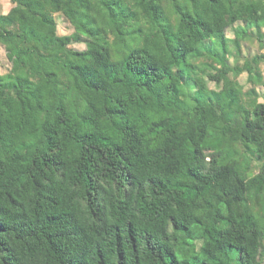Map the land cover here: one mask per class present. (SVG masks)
I'll list each match as a JSON object with an SVG mask.
<instances>
[{"label":"trees","instance_id":"obj_1","mask_svg":"<svg viewBox=\"0 0 264 264\" xmlns=\"http://www.w3.org/2000/svg\"><path fill=\"white\" fill-rule=\"evenodd\" d=\"M11 2L0 264H264V0Z\"/></svg>","mask_w":264,"mask_h":264},{"label":"rangeland","instance_id":"obj_2","mask_svg":"<svg viewBox=\"0 0 264 264\" xmlns=\"http://www.w3.org/2000/svg\"><path fill=\"white\" fill-rule=\"evenodd\" d=\"M14 4L11 2V0H0V11L7 13L12 9ZM57 22H58V32L61 35L70 34L74 31L73 25L69 22V20L62 14L58 13L56 15ZM229 37H234V32L232 29H228L227 31ZM72 46L78 48V49H84L86 47L85 43H74ZM244 51L242 52V56L240 57L241 60L252 57L258 53H264V48L260 46V43L257 39H254L251 42L244 43L243 46ZM7 49L5 46L0 42V74H6L8 73L12 68V62L8 58ZM231 64L235 63L234 58L232 57L230 60ZM262 70L264 72V61L262 62ZM240 81L245 85V89H248L250 87V83L247 81V73L244 72L240 76ZM210 86L212 88L216 87V85L213 82H210ZM258 95H260L259 100L264 101V95H263V87L258 86Z\"/></svg>","mask_w":264,"mask_h":264}]
</instances>
